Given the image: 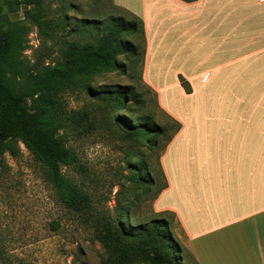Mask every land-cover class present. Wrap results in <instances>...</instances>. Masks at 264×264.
Returning a JSON list of instances; mask_svg holds the SVG:
<instances>
[{
	"label": "rangeland",
	"instance_id": "374dc122",
	"mask_svg": "<svg viewBox=\"0 0 264 264\" xmlns=\"http://www.w3.org/2000/svg\"><path fill=\"white\" fill-rule=\"evenodd\" d=\"M14 2L18 10L10 15L15 23L13 73L30 76L65 62H79L55 99L64 123L59 133L75 158L73 165L61 171L85 192L87 200L79 210L65 208L45 180L44 166L18 143L16 157L6 153L2 157L0 264H143L144 254L126 233H138L154 218L168 222L172 239L183 249L181 264H195L174 216L158 212L155 206L156 191L166 183L160 168L162 146L177 125L159 110L157 92L143 78L144 28L142 34L137 24L134 34H122L121 41L134 46L135 53L117 56L118 66L111 71L99 69L81 50L85 43H94L114 18L140 19V0H125V6H117L113 0ZM197 67L205 71L206 65L201 62ZM196 77L198 90L191 112L201 115L205 112L201 90L209 76L200 72ZM117 89L128 92L126 104L131 112L114 103ZM173 104L189 112L183 101ZM137 117L166 128L164 136L156 137V147L134 135L132 119ZM194 154L205 158L207 149L203 153L199 148ZM203 168L193 161L187 173L192 180L201 181ZM166 170L168 174L169 165ZM134 172L142 183L131 180ZM174 175L178 183L184 181V173ZM180 191V186L168 190L162 203L182 207L185 197ZM114 229H120L122 238H111L109 232Z\"/></svg>",
	"mask_w": 264,
	"mask_h": 264
},
{
	"label": "crops",
	"instance_id": "0c3cea01",
	"mask_svg": "<svg viewBox=\"0 0 264 264\" xmlns=\"http://www.w3.org/2000/svg\"><path fill=\"white\" fill-rule=\"evenodd\" d=\"M120 1L113 0L125 6ZM138 16L143 78L177 125L160 157L166 188L156 210L174 216L195 264H264V0H140ZM200 72L209 79L200 97L205 112L196 115ZM178 100L189 112L175 108ZM199 148L207 157L194 154ZM193 161L204 166L201 181L187 173ZM179 186L184 205L163 204Z\"/></svg>",
	"mask_w": 264,
	"mask_h": 264
},
{
	"label": "trees",
	"instance_id": "16d2710c",
	"mask_svg": "<svg viewBox=\"0 0 264 264\" xmlns=\"http://www.w3.org/2000/svg\"><path fill=\"white\" fill-rule=\"evenodd\" d=\"M14 1L0 0V173L3 155L6 153L12 158L16 157L19 152L18 143H21L44 166V178L54 188L60 203L68 210H79L87 198L85 192L61 171L62 167L73 165L75 158L59 133L64 123L61 109L55 99L58 90L77 70L79 62H65L30 76H17L18 73H13L15 23L10 20V15L18 10V4ZM135 18L136 21H127L123 17L114 18L111 26L102 35L97 36L94 43H85L81 50L102 71L108 72L117 68V56L135 53L134 46H127L121 41L122 34H134L137 24L141 25L143 34L142 20ZM178 79L185 93L189 94L191 89L187 81L181 76ZM127 97L126 90L114 91L116 106L131 112L126 104ZM132 122L134 135L151 142L155 147L156 137H162L166 132L165 127L153 125L148 118L137 117L132 119ZM152 135L154 136L150 137ZM169 140L170 138L163 144L162 150ZM131 180L136 183L143 182L137 172L133 173ZM164 188L166 183L157 189L156 194ZM120 232V229H114L109 233L114 239L117 236L122 238ZM126 236H132L139 252L144 254L141 261L143 264L182 263L183 249L172 239L169 224L165 219L154 218L138 233H126Z\"/></svg>",
	"mask_w": 264,
	"mask_h": 264
}]
</instances>
